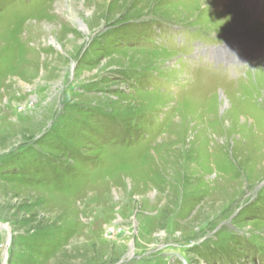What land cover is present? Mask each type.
<instances>
[{"label": "rangeland", "instance_id": "obj_1", "mask_svg": "<svg viewBox=\"0 0 264 264\" xmlns=\"http://www.w3.org/2000/svg\"><path fill=\"white\" fill-rule=\"evenodd\" d=\"M243 1L0 0V264H264Z\"/></svg>", "mask_w": 264, "mask_h": 264}, {"label": "bare ground", "instance_id": "obj_2", "mask_svg": "<svg viewBox=\"0 0 264 264\" xmlns=\"http://www.w3.org/2000/svg\"><path fill=\"white\" fill-rule=\"evenodd\" d=\"M243 3H244V6L247 8L248 15H250L248 21L253 22L257 18L264 21V0H244ZM232 45L233 44H231V46ZM234 49H235V47H234ZM164 53H166V52L164 51ZM169 53H171V52H169ZM263 63H264V61L252 66L250 68V70H248V73L251 71H254L255 69H257V67H259L258 65H262ZM221 97L224 98L225 95H221ZM142 163H144V162L142 161ZM139 166H140V164H139Z\"/></svg>", "mask_w": 264, "mask_h": 264}, {"label": "water", "instance_id": "obj_3", "mask_svg": "<svg viewBox=\"0 0 264 264\" xmlns=\"http://www.w3.org/2000/svg\"><path fill=\"white\" fill-rule=\"evenodd\" d=\"M0 227L6 228L7 226H5L4 224H2V223L0 222ZM6 229L9 231L8 228H6Z\"/></svg>", "mask_w": 264, "mask_h": 264}]
</instances>
